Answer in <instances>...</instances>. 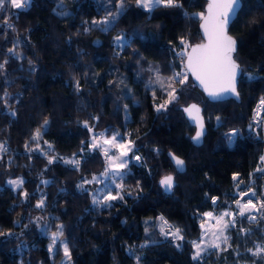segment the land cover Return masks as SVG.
Returning a JSON list of instances; mask_svg holds the SVG:
<instances>
[{"label":"trees","instance_id":"1","mask_svg":"<svg viewBox=\"0 0 264 264\" xmlns=\"http://www.w3.org/2000/svg\"><path fill=\"white\" fill-rule=\"evenodd\" d=\"M241 2L229 27L241 69L239 102H209L188 75L174 85L178 100L159 112L166 91L156 73L167 82L184 72L181 40L189 47L202 42L197 14L204 13V0H177L178 7L151 12L125 0L110 26L93 23L106 16L100 0H31L24 9L9 4L0 11V144L7 149L0 152V264H53L44 238L61 225L71 264H208L192 259L202 216L233 209L239 181L241 191L257 197L264 182V171H257L264 157V0ZM118 36L124 39L116 44ZM189 104L202 109L200 146L181 110ZM176 112L181 115L173 119ZM98 132L127 136L133 144L118 179L123 188L111 189L124 198L111 207L93 204L90 190L97 183H85L107 168L101 150L90 146ZM169 153L185 161L184 173ZM70 159L79 167L63 162ZM166 175L174 177L170 194L159 186ZM5 177L23 184L13 190ZM41 199L44 206L37 207ZM256 216L228 229L231 246L244 252L264 244V219ZM160 217L173 231L179 228L183 240L164 237ZM243 229L248 232L239 241ZM215 256L206 261L215 264Z\"/></svg>","mask_w":264,"mask_h":264},{"label":"snow or ice","instance_id":"2","mask_svg":"<svg viewBox=\"0 0 264 264\" xmlns=\"http://www.w3.org/2000/svg\"><path fill=\"white\" fill-rule=\"evenodd\" d=\"M31 0H0V11H4L6 6L10 4L11 8L15 9H24L30 4ZM137 6L148 11H152L153 9L164 6V7H178L180 6L177 3V0H136ZM125 5V0H118L117 10H106L107 15L99 21H93L94 24H101L105 26H110L115 19L120 15L123 11ZM239 5V0H210L207 9V15L204 13L197 14L201 20H203L202 28L204 36L207 39V43L197 44L191 46L190 51H188L189 46L186 44L185 40H181V44L184 45V50L179 52L178 55L182 59H186V72H176L174 75L165 81L157 71L155 76V82L159 84L166 91V99L164 103H161L157 106L156 110L159 112L161 109H165L168 103H172L174 100H178L176 96V88L175 84L183 85L188 80V74L190 73L196 81L199 82L201 86H203L205 92L209 95V97L213 99H220L224 93H232L238 95L236 93L235 88V77L237 74V70L239 65L233 60L232 53L235 51L236 42L230 36L227 35L226 28L227 24L231 17L235 14L236 8ZM63 15H67V13H60ZM7 23V21H5ZM11 27V25H9ZM102 30H107L104 28ZM124 37L118 36L116 38L117 42L123 40ZM10 52L16 54L15 49H9ZM18 55V54H17ZM6 63V61H5ZM3 68V65H0V69ZM151 81L149 84L151 85ZM77 89H79V82H77ZM153 96L155 97V89H153ZM261 105H264V98L261 100ZM184 111L188 113L189 117L196 122L198 125V131L196 135L192 138L195 142L199 143L202 135H203V118L200 116V109L197 105L192 104L186 108ZM14 115V113H13ZM95 119V118H94ZM219 120V117H217ZM45 125H47V121H45ZM85 128L91 132L92 128L89 127L87 122L84 124ZM119 134L111 135L110 139L105 136V133H99L98 135H93L91 147L96 148L103 145L112 144L114 147L118 148L121 152V156H127L128 151L131 150V142H117V136ZM231 135L235 136L236 133L233 132ZM41 138L40 129L36 130L35 135L33 136V140L38 141ZM27 147V145H26ZM51 147V145H49ZM105 157L108 160V166L104 172L101 173L99 177L93 176L91 181H85V183H101L103 179L111 178V183L115 185L116 188L122 190L123 185L117 182V178L119 180H123L122 170L126 168L128 161L122 160L121 157L116 156L115 154L109 155L108 148H102ZM7 149L4 144H0V152H6ZM177 169L182 170L185 164V161L176 157L170 153ZM133 159H140L138 155H134ZM119 161V162H118ZM262 163H264V157L261 158ZM66 164H72L75 167H79L80 161L75 159L64 160ZM49 163H52L49 160ZM257 171H264V169H257ZM111 174V177H110ZM234 180H237V176H233ZM9 184L20 186L23 184V180H10ZM44 183H48L44 181ZM239 183H243V181H239ZM239 183L237 187H239ZM160 184L165 188L166 191H170L174 185V177L171 175H166L160 180ZM79 187L83 188V184L79 185ZM107 195L101 199L93 198V204L104 205L105 200L114 201L117 199L123 200V196L117 193L116 195H112V190L108 187ZM27 196V193H24ZM241 198L244 196H256L255 191H241ZM215 202V201H213ZM257 203L259 207H257ZM257 203H253V200L249 198L243 204L240 203V200L236 201L237 207L240 209L238 215L245 216L247 213V219L250 221L257 220V216L254 215V212H259L260 217L264 219V201L258 200ZM37 207H43L44 201L43 199L36 205ZM106 206L111 207V204H107ZM207 217H212V213L208 212L204 214ZM233 216V219L229 221H225L223 223V227L219 228V232H213L212 236L214 237L210 240L207 245H204V240L207 239L206 236H202L201 242L193 241V247L195 249V253L192 256L193 260H199L204 251L207 248H214L219 251L226 250V247H222V245L229 246L228 241L229 237L224 235V229L228 228L229 225L232 227L236 226V220L234 218V214L230 212L222 213L218 218H216V224L219 227L221 221L224 220V217ZM160 220L163 224H167V221L164 220L163 217H160ZM201 228H204V225L201 224ZM165 229L162 226L161 232H164ZM247 233L248 230H242ZM181 230L179 228H175L172 231V236L176 239L183 240V236L180 235ZM11 235V233H9ZM63 225L60 226V231L52 234V244L49 245V251L55 246V243L58 239L63 237ZM63 251L64 255L70 260L71 254L69 252V248L66 242H63ZM179 246V245H178ZM249 252L252 253L253 256H261L264 254V245L257 244L255 250L248 249Z\"/></svg>","mask_w":264,"mask_h":264},{"label":"rangeland","instance_id":"3","mask_svg":"<svg viewBox=\"0 0 264 264\" xmlns=\"http://www.w3.org/2000/svg\"><path fill=\"white\" fill-rule=\"evenodd\" d=\"M100 3H101V8L105 12V15H107V11L106 10H112V11L113 10L114 11L117 10L118 3H115V0H100ZM143 10H145L147 12H151V11H148L146 9H143ZM121 42H122V40L119 41V42H117V40H116V44H119ZM184 72H186V71L184 70ZM248 78H251V76L248 75ZM263 107H264V105H260L259 114L261 113V110L263 109ZM180 115H181V112H176L173 115V119H178L180 117ZM257 118H259V116ZM99 133L100 132L92 133L91 134V141H92L93 135H98ZM114 134H116V133H114ZM111 135H113V133L110 134V135L105 134V136L107 138H109V139H110ZM232 137H233V135H231V134H229V138L227 137V140H228L229 144H231V145H232V141L234 139ZM121 141L131 142L130 139L127 136H125L123 139H120L119 136H117V142H121ZM105 147L109 149V155L110 156L112 154H115L116 156L121 157L122 160H127L129 162V154L133 150L132 142H131V150L128 151V155L127 156H121L120 150L118 148L114 147L112 144H108V145L101 144L100 146L96 147V148L101 150V155H102L103 162L105 163V166L107 167L108 166V160L105 157L104 152L102 150V148H105ZM133 161L136 162V163H139V159L138 160L133 159ZM1 162H2V158H1V155H0V178L2 177V169H1L2 165H1ZM257 169H264V163H262V161H261V164L259 165V167ZM123 170H122V174H123ZM259 172H262V171H259ZM110 177H111V174H110ZM118 179L119 178H117V182H118ZM10 180H22V178H20V177H18V178H6L5 177L4 178V184L6 186L11 187L13 190H17L21 186V185L20 186H16V185L9 184L8 182ZM106 185L108 187H110L111 189H112V186H113L116 190H119V188H116L115 185L111 183V178L103 179V182L95 184L94 188L90 190L91 196H92V201H93L94 197H96L97 199H101V198H103V197H105L107 195L108 188L106 187ZM242 187H245V186H239V187L236 186L235 187V192H236L235 194L238 197L237 200H240L241 204H243L249 198H251L253 200V203H257L258 200L264 201V182H263V188H262L261 197L244 196L243 198H241L240 193H241ZM112 195H115V194H113V192H112ZM110 202L111 201L105 200V204H109ZM257 207H259L258 203H257ZM239 211H240V209L237 207V204L235 202L234 206H233V209H231V210H225V211L220 212V213L211 212L213 214L212 217H207V216L203 215L202 216V222H201V224L204 225V228H202L203 233H202L200 239L198 241H196V242H201L202 236H206L207 239H205L203 241L204 245L206 246L207 243L214 238L212 236V233L213 232H217L218 233L219 232V228L223 227V223L225 221H229V220L233 219V216L224 217V220L221 221V224L218 227L217 224H216V218H218L224 212H230V213L234 214V218H235L236 221L241 219V218H247V215H248L247 213H245V216H240V215H238ZM257 213L258 212H254L253 214L256 215ZM162 226L165 229L164 232H161V227ZM158 227H159V230H160L161 234L164 237H167L169 235V238H174L172 236L173 229H170L167 224L166 225L163 224V222L161 220L158 222ZM230 227H231V225H229L228 228L224 229V235H226L228 237H229L228 229ZM243 230H245V229H243ZM41 232L43 234H45L43 231H41ZM244 235H246V233H245V231H242L240 233V236H239V241H242V237H244ZM44 243L47 244L48 247H49V245L52 244V235L51 234H45ZM257 244L264 245V244H261V243H255L252 247L246 248V250L244 252L243 251L241 252L238 247L231 246L229 241H228V245L229 246L222 245V247H226V250L219 251V250L214 249V248H207V250L203 252L201 258L199 260H197V261H199V262H208V264H212L211 261H206V260H207V258L209 257V255L211 253H215L216 254V256H215V259H216L215 260V264H220V261H222L224 264H258L260 262L262 264H264V254H262L261 256H253L252 253L248 251V249L255 250V247H256ZM192 247H193V244H192ZM194 253H195V249L193 247V255H194ZM50 254H51V257L53 258V264H71V262H69V259L64 255L63 243H62V241L60 239H58L56 241L55 246L50 251Z\"/></svg>","mask_w":264,"mask_h":264},{"label":"water","instance_id":"4","mask_svg":"<svg viewBox=\"0 0 264 264\" xmlns=\"http://www.w3.org/2000/svg\"><path fill=\"white\" fill-rule=\"evenodd\" d=\"M204 1L206 2V5H205V7H204V14L207 15V14H208V13H207V9H208V5H209V3H210V0H204ZM241 7H242V2H241V0H239V5H238V7L236 8L235 14H234V15L231 17V19L229 20V23L227 24V28H226L227 35L230 36L233 40H235V39H234V37H232V36L229 34V27L231 26V24H232V23L234 22V20L236 19L237 15H238V13H239V11H240V9H241ZM202 24H203V20H200V23H199V31H200V35H201L202 42H201V43H197V44H204V43H207V39H206V37L204 36V33H203ZM235 42H236V40H235ZM197 44H195V45H197ZM192 46H194V45H192ZM190 48H191V46L188 48V51H190ZM236 50H237V42H236V45H235V51L232 53V58H233V60H234V54H235ZM234 61H235V60H234ZM186 62H187L186 59H184L183 66H184L185 71H187V69H186V67H185ZM235 62H236V61H235ZM236 63H237V62H236ZM237 64H238V63H237ZM188 75L190 76V78H191L192 82L194 83L195 87H196V88H197V89H198V90L204 95V97H205L209 102H212V103H216V102H224V101H227V100H230V99H233V100L239 102V100H240V99H239V95H235V94H232V93H230V92H229V93H224L220 99H213V98L209 97V95L207 94V92H205L203 86H201V85L199 84V82L196 81V80L194 79V77H193L190 73H189ZM240 76H241V69H240V67H239L238 70H237L236 77H235V88H236V93H238V91H237V87H238V83H239V78H240ZM190 105H192V104H189L188 106H190ZM195 105H197V104H195ZM188 106L182 107L181 110H182V112H183L185 118H186V119L189 121V123H190L191 125H193L194 128H195V133H194V135H193V137H194V136L196 135V132H197L199 129H198V125L196 124V122L193 121V120L189 117L188 113H186V112L184 111V108H186V107H188ZM197 106H198L199 109H200V116L203 118V116H202V109H201V107H200L199 105H197ZM203 126H204V128H203V135H202V137H201L199 143L195 142V141L192 139L193 144L196 145V146H200V145H201L202 140H203L204 135H205V132H206L204 118H203ZM193 137H192V138H193ZM171 154H172V153H171ZM172 155H173V154H172ZM168 157H169V159L171 160V163L173 164V166L175 167V169L177 170V172H179V173H184V171H185V164H184V167H183L182 170L177 169V167H176V165H175V163H174L172 157L170 156V153L168 154ZM160 180H161V179H160ZM160 180H159V186L163 189V191H164L165 193L170 194L172 189H171L170 191H166L165 188L160 184Z\"/></svg>","mask_w":264,"mask_h":264},{"label":"built area","instance_id":"5","mask_svg":"<svg viewBox=\"0 0 264 264\" xmlns=\"http://www.w3.org/2000/svg\"><path fill=\"white\" fill-rule=\"evenodd\" d=\"M233 133V132H232ZM232 133H230V134H232ZM232 138H235V136H233ZM234 140V139H233ZM233 142V141H232ZM229 143V142H228ZM229 145H231V144H229ZM168 225V224H167ZM169 227V226H168ZM167 237H169V235L167 236Z\"/></svg>","mask_w":264,"mask_h":264},{"label":"crops","instance_id":"6","mask_svg":"<svg viewBox=\"0 0 264 264\" xmlns=\"http://www.w3.org/2000/svg\"><path fill=\"white\" fill-rule=\"evenodd\" d=\"M249 193L251 192V191H248Z\"/></svg>","mask_w":264,"mask_h":264}]
</instances>
